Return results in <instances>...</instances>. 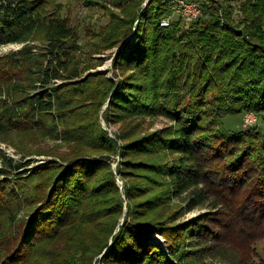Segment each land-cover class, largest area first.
<instances>
[{
    "label": "trees",
    "instance_id": "trees-1",
    "mask_svg": "<svg viewBox=\"0 0 264 264\" xmlns=\"http://www.w3.org/2000/svg\"><path fill=\"white\" fill-rule=\"evenodd\" d=\"M114 1L120 7L125 3L123 15L109 14L89 46L97 52L120 48L116 65L130 75L114 82L101 78L97 89L93 76L82 78L89 52L83 51L63 3L0 0V47L20 46L0 56V142L9 143L16 134H40L78 143L71 156L37 169L27 159L31 154L15 142L23 159L0 147V264L26 263L28 252L45 243L52 255L63 239L72 241V248L61 264L80 257L79 264H189L201 252L195 237L207 233L139 216L142 206L129 198L132 219L119 232L116 219L110 240L88 248L78 238L104 219V198H97L104 190L119 194L111 211L118 218L124 213L113 170L106 165L109 186L99 180L94 186L106 161L89 159L97 151H117L99 125V109L110 94L116 117L134 120L124 137L126 157L148 155L150 171L173 178L162 201L174 190L207 186L220 207L239 209L235 220L245 232L264 241V125H228L248 113L264 123V0H236L235 5L197 0L203 15L188 27L180 18L164 25L174 0ZM88 98L92 124L81 113ZM158 117L172 125L137 136L136 121ZM168 155L174 156L170 162ZM260 263L264 260L254 249V264Z\"/></svg>",
    "mask_w": 264,
    "mask_h": 264
},
{
    "label": "rangeland",
    "instance_id": "rangeland-1",
    "mask_svg": "<svg viewBox=\"0 0 264 264\" xmlns=\"http://www.w3.org/2000/svg\"><path fill=\"white\" fill-rule=\"evenodd\" d=\"M59 1L64 4L65 13L71 18L73 26L80 34L81 45L84 49L83 51L89 52L83 57L82 64L85 70L82 74V78L87 79L88 77L93 76V88L98 89L101 78H107L114 82L122 81L124 77L129 76L130 73L124 72L116 65V58L120 52V48L106 49L97 52L89 46L92 42H97V39L94 38L93 34L107 25L111 19V14L118 16L123 15L124 10L122 9V6H124L125 3L120 7L114 0ZM188 1L191 2L193 6L188 7L187 10H194V6H196L197 11L194 10V12L198 17L192 20L183 18L182 15L176 11L177 6L175 4L172 16L169 20L165 19L164 23L167 24L170 20H179L180 18L183 21L184 26L188 27L201 17L203 15V7L198 3L199 1ZM231 2L235 5L237 1L232 0ZM18 48H20L19 45L0 47V56ZM83 99L84 98L82 97L81 100ZM99 99L100 98L96 99V101ZM111 99L112 95L110 94L108 99L102 103V106L99 109V125L100 128L104 130L107 137L113 141V144H115V146L117 145V151L112 153L107 151H97L96 153H93L94 156L89 159H93L92 161H94V159L101 161L104 159L107 162L103 161V169L99 171L97 177H94L95 182L98 180L105 182L109 181L110 178L108 177V171L105 169L106 165L109 166L110 170H113L116 177V186L119 189L123 201L124 213L118 218L119 213L114 211L116 208V196L118 197L119 194L116 195L113 190H104V195L101 196L99 193L97 197L99 200L100 198H104V205L102 206L104 219L100 222V226L97 225V229L89 232L85 231L84 234L78 238H84L85 244L88 242V248H93L100 242H105L108 239L110 240L112 236H110L111 232L109 229L111 224L113 226L116 219H119L116 232L121 231V229L124 228L127 223H130L129 221L132 219L133 210L130 211L128 206L130 199L132 204H136V207L142 206V213L139 216H143L144 214L147 216H153L154 221L155 218L161 220L164 218L168 223L170 222L169 225L174 228L191 225L194 230L201 229L202 232L208 234L207 236L201 237L200 235H197L195 237V242L197 244L196 250L201 252H199L197 256L193 255L189 259V264H254V249L260 255L261 259L264 260L263 238H254L253 233H250L251 231L245 232V229L247 228L244 224L239 223L237 219L235 220L237 215H239V209L235 210L236 215L234 211L231 212L229 208L220 207L221 202L217 199L218 196L215 193L210 192L212 189H209L207 186H205L207 189L204 187L203 190H198L197 188L189 191L174 190L173 195L170 196L168 201H166V199L162 201V198H164L166 194L168 195L167 187L173 186V178L162 171H150L148 165H145L146 163L148 164V160L151 159L148 155L144 154L141 157L135 155V157L132 158L126 157L129 154L127 153L129 142L124 141V137L131 132L129 125H133L132 122L134 120L130 118L121 121V118L116 117V115L119 114V110L114 109V111L111 109ZM81 107V113L88 118L87 122H91L92 124L93 121L91 118L93 114L88 111L93 107L91 98H88V101H82ZM233 120L234 122H229L228 124L232 125L233 129H236L237 127H244L247 129L249 126L253 125H264L262 120L259 119L255 113H248L246 116L242 117L237 116ZM136 122L139 123V126L134 130L137 136H146L147 133H154L172 125L171 121L166 117L149 118L146 119V121L139 119ZM17 135L18 134L9 138V143L0 142V147L8 152V154L20 160L23 159L24 154L17 153L20 149H18L16 145L19 146L21 149L25 150L28 155L31 154L27 159H31L33 162L31 167L35 169H37V167L45 166L46 162L56 161L62 159L61 157L71 156L74 152V146H78V143H70L63 138L54 139L50 137H41L40 134ZM109 155L111 156L109 160L105 159L106 157L103 158V156ZM172 158H174L173 155H168L166 160L170 162ZM160 162L165 161L160 160ZM95 182L93 183L94 186L98 183ZM108 184L109 182L107 183V186H109ZM129 191H131L130 196L127 193ZM197 195H201V198H197L199 201L193 199ZM113 207L114 210L112 212L111 209ZM215 211L220 212V214L215 215L213 213ZM222 212L224 214H222ZM241 226H243L244 230H241ZM155 237L160 239L157 235ZM68 239L72 240V237H69ZM71 244L72 241L68 242L63 239L62 242L58 243V245L53 248V253L51 247V255L49 251L51 245L45 243L33 253L32 251H29V259L23 264H61L63 257H65L72 248ZM129 250L131 251L133 249L129 248ZM134 250H137V248ZM88 255L89 252L86 254V258ZM80 259L81 257L76 263H72V259L69 264H79L81 262Z\"/></svg>",
    "mask_w": 264,
    "mask_h": 264
},
{
    "label": "built area",
    "instance_id": "built-area-1",
    "mask_svg": "<svg viewBox=\"0 0 264 264\" xmlns=\"http://www.w3.org/2000/svg\"><path fill=\"white\" fill-rule=\"evenodd\" d=\"M174 2L177 6L176 11H178V13H180L183 18H185L187 20H192V19L198 17L194 12V10L197 11L196 6H194V10L193 9H191V11L187 10L188 7L193 6V4L191 2H189L188 0H174ZM167 24H165V25H167Z\"/></svg>",
    "mask_w": 264,
    "mask_h": 264
}]
</instances>
